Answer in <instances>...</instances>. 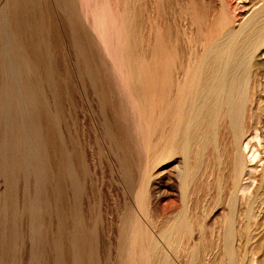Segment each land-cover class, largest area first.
<instances>
[{"label":"bare ground","instance_id":"6f19581e","mask_svg":"<svg viewBox=\"0 0 264 264\" xmlns=\"http://www.w3.org/2000/svg\"><path fill=\"white\" fill-rule=\"evenodd\" d=\"M107 2L128 62L133 31L156 35L129 99L75 0L2 3L0 264L23 244L26 264H264V0ZM59 28L96 109L62 99Z\"/></svg>","mask_w":264,"mask_h":264},{"label":"rangeland","instance_id":"374dc122","mask_svg":"<svg viewBox=\"0 0 264 264\" xmlns=\"http://www.w3.org/2000/svg\"><path fill=\"white\" fill-rule=\"evenodd\" d=\"M4 1H6V0H0V10H1L2 6L4 5ZM206 1H208V0H206ZM258 1L259 0H243V2L237 3L238 1H236V0H227V2L230 4L231 8L234 9V11L236 13L237 12L242 13L244 16L248 15L251 12V10H249L251 5H255L256 2H258ZM83 2H84V0H75V4H76L75 8H76V11L78 13V16L81 20L83 27L85 28V30L87 31V33L90 37L91 43H92L93 47L95 48L96 54L98 55L97 56L98 59L96 61V64H98V65L100 64L101 67L103 66L104 69H102V70H104V71L106 70V72L109 73L110 83H111L110 86L112 88H113V86H114V88H116V90L114 88L112 89V93H113L114 98L116 99L117 96H118V98H122L123 96L124 97L126 96L127 99H129L130 98L128 95L129 90L127 89L128 88L127 82L129 80L131 81V79L128 78V77H130L129 75L131 74L133 77V74H134V76L136 75L138 77V73H137L138 69L136 70V68L140 67L141 58L144 57V59L142 60L143 62H145L146 60L148 62L153 60V58H152L153 52H154L153 49H154L155 42H156V35L154 32V29L150 32L148 39H146V37L143 33V37H144V41H143V37L139 32H137L135 34V32L138 29L136 28V26L134 27V30H135V28L137 30H135V32L134 31L132 32L135 36L132 34L131 37H133L134 40H136V41L134 42V40L132 39V43L130 45V48L132 47L131 50L135 53V54L134 53L133 54L136 55V57H133L131 61L129 60V62H130L129 63L127 61L126 54H124V57H125L124 58L123 54L121 52V51H123V43L121 42L120 39L117 40L118 42L116 41L117 37L115 35V31L113 30L114 22L112 23V20L110 21V13H109L108 8H106V6L108 5L107 0H98V2L100 3V7H92L91 9H88V10H86L84 8ZM2 3H3V5H2ZM255 6H257V5H255ZM255 6L253 8H255ZM220 7H221V2L217 1V9H220ZM110 28H111V30H110ZM59 30H60V33H59L60 36L59 37L61 39L62 45H61V55H59L60 56L59 60H57V62H56V67H57V75H58L59 80L62 81L65 78L63 86L64 87L66 86V87L62 90V99L69 97L68 96L69 94L68 95L64 94L65 89L67 88L68 90L69 89L71 90V88L73 87V89H75V90H73V91L71 90V91L75 92V94L72 93L74 96H72V95L71 96L74 97V99L71 96L70 97H71V100L75 104L78 103L79 107L83 106L85 108L87 102L89 101L88 103H90L92 105L93 109H96L97 108V105H96L97 99L95 98V96H93V94L90 95L91 99L88 97L91 100V102L88 98H87L88 100H86V95H84V94L87 91H85V90H86V88H90V87H88L89 86L88 84L84 85V83H80V82H82V80L79 79L80 78L79 72L77 70L78 67H77V63H76V59H75L73 50L70 46V43H69V40L67 38L66 33L61 28H59ZM112 32H113V35H111ZM138 35H140V36H138ZM120 48H122L121 51H120ZM54 50L56 51L55 47H54ZM144 50H147V51L145 52ZM152 50H153V52H152ZM123 53H126V52H123ZM141 54H143V55H141ZM140 55H141V57H140ZM126 66H128V67H126ZM135 77H133V78H135ZM104 78H105L104 76L101 78L102 83L104 82ZM135 79H137V78H135ZM130 81H129V83H130ZM104 84L105 83H103V85L101 84L102 87L104 86ZM112 84H113V86H112ZM81 86H82L83 90L81 89ZM68 87H70V88H68ZM102 87L100 86V88H102ZM126 89L128 90V94H127L128 96L126 94L123 95L125 93V91H127ZM80 90H82V92ZM77 91H78V93H77ZM113 91L117 92V93L120 91L119 95H120V93H121V95L119 96L118 94L115 93L116 94V96H115ZM121 91H124V92L122 93ZM45 92L47 95L48 102L50 100V106H51L53 103V96L51 95V92H48V90H45ZM79 92H80V94H79ZM83 96L85 97V101H84ZM92 96H93V98H92ZM126 100H125V102H126ZM130 100H132V98ZM82 102L85 103V106H84V103H83V105L81 104ZM123 102H124V100H123ZM79 107L76 109L77 111H79V109H80ZM78 114H79V120H80L81 124L82 123L87 124V121L85 120V115H84L85 113L80 111V112H77V115ZM133 117H135V116H132V118ZM134 124H135V122H134ZM258 149H259V151L261 150L260 147ZM245 156H246V165H249L250 162L247 161L249 159V154L245 153ZM253 165H254V163H253ZM255 165H256L255 167H257V169H259L258 166L261 165V163H257ZM251 167H254V166H251ZM242 183H244V182L242 181ZM3 189H4V186H3L2 182L0 181V193L3 191ZM250 189H249V191H250ZM220 212L222 213V209H220V208H218V210L215 209L213 211V215H214L213 219L214 218L217 219L221 215ZM54 226H55V224L52 226V228ZM20 229L23 233L26 232V228L24 227L23 224H21ZM27 252H28V244H23L16 254V260H17L18 264H26L27 263Z\"/></svg>","mask_w":264,"mask_h":264}]
</instances>
